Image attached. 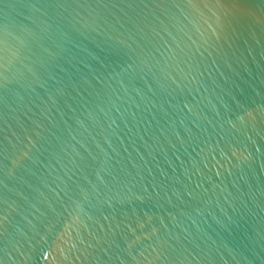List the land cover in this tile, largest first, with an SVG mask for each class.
Here are the masks:
<instances>
[{
    "label": "water",
    "instance_id": "95a60500",
    "mask_svg": "<svg viewBox=\"0 0 264 264\" xmlns=\"http://www.w3.org/2000/svg\"><path fill=\"white\" fill-rule=\"evenodd\" d=\"M0 264H264V0H0Z\"/></svg>",
    "mask_w": 264,
    "mask_h": 264
}]
</instances>
